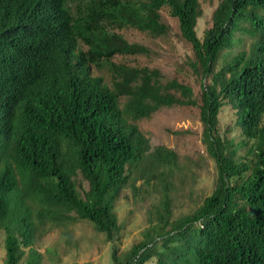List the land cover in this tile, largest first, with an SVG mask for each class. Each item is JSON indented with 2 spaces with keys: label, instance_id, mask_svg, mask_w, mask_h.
I'll return each instance as SVG.
<instances>
[{
  "label": "trees",
  "instance_id": "16d2710c",
  "mask_svg": "<svg viewBox=\"0 0 264 264\" xmlns=\"http://www.w3.org/2000/svg\"><path fill=\"white\" fill-rule=\"evenodd\" d=\"M165 7L192 46L194 70L209 79L199 107L218 168L212 194L176 219L164 178L177 168V155L163 147L152 152L131 121L164 107H196L193 90L176 80L163 83L157 69L113 62L150 54L117 31L166 35ZM202 15L199 0H0L5 264H18L22 246L35 244L32 205L40 208L41 224L56 211H75L113 241L119 231L115 202L141 166L162 194L143 239L124 257L114 252L113 264H264V0H221L201 40L196 27ZM94 69H108L112 88ZM226 99L235 125L253 141L252 156L220 151L215 133ZM78 173L87 191L74 179Z\"/></svg>",
  "mask_w": 264,
  "mask_h": 264
},
{
  "label": "rangeland",
  "instance_id": "374dc122",
  "mask_svg": "<svg viewBox=\"0 0 264 264\" xmlns=\"http://www.w3.org/2000/svg\"><path fill=\"white\" fill-rule=\"evenodd\" d=\"M220 1L199 0L203 15L198 20L196 32L201 40L212 25V14ZM161 16L169 29L166 35L155 37L134 28L117 31L130 44L147 47L150 50L148 56H118L113 62L135 68L157 69L163 83L176 80L193 90L198 106L164 107L147 119L131 121L149 139L152 152L157 147H163L177 155V168L164 178V182L171 183L169 195L173 219H176L192 213L212 194L218 181V168L204 133L199 107L202 84L209 85V79L202 80L200 72L194 70L195 55L191 44L181 35L178 20L170 15L167 7L162 9ZM93 73L103 76L112 88L108 69H94ZM125 101L126 98L121 99V107ZM215 136L219 138L223 153L235 154L236 158L252 156L249 152L253 141L247 140L235 125V111L228 99L219 114ZM130 176L131 183L121 191L115 202L119 231L113 241H108L105 234L97 232L90 221L81 220L75 211H60L63 216H56V211L41 224L36 216L40 208L31 204L37 228L35 244L31 248L22 246L24 253L18 264H113L114 252L118 257H124L151 227V213L162 194L159 185L147 183V179L151 178L146 166L133 170ZM74 179L81 190H88V183L80 173ZM5 259V232L2 230L0 264H5ZM146 264H155V260Z\"/></svg>",
  "mask_w": 264,
  "mask_h": 264
}]
</instances>
